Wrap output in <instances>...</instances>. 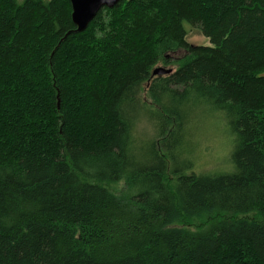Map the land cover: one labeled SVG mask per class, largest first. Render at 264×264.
Masks as SVG:
<instances>
[{
  "label": "trees",
  "instance_id": "obj_1",
  "mask_svg": "<svg viewBox=\"0 0 264 264\" xmlns=\"http://www.w3.org/2000/svg\"><path fill=\"white\" fill-rule=\"evenodd\" d=\"M75 29L69 0H0V264H264V0H120ZM220 119L230 170L196 173Z\"/></svg>",
  "mask_w": 264,
  "mask_h": 264
},
{
  "label": "rangeland",
  "instance_id": "obj_2",
  "mask_svg": "<svg viewBox=\"0 0 264 264\" xmlns=\"http://www.w3.org/2000/svg\"><path fill=\"white\" fill-rule=\"evenodd\" d=\"M188 44L197 46H211L209 40L202 37L196 30H190L186 38ZM183 56V52H177L170 55L171 60H176ZM176 69L175 65L158 64L155 68ZM140 99L145 106H150V100L147 96V84L140 91ZM151 128L149 124L141 120L136 126L135 136L141 140H148ZM227 123L222 119L213 123L203 122L193 133L191 148L188 150L187 159L193 161L192 168L196 173L215 174L230 170L229 156L232 150V135L229 134ZM107 190L115 195L126 193V184L121 181L116 184L104 185ZM190 229H198L203 226V220H191L180 223Z\"/></svg>",
  "mask_w": 264,
  "mask_h": 264
},
{
  "label": "water",
  "instance_id": "obj_3",
  "mask_svg": "<svg viewBox=\"0 0 264 264\" xmlns=\"http://www.w3.org/2000/svg\"><path fill=\"white\" fill-rule=\"evenodd\" d=\"M120 0H69L71 5V20L76 32H82L93 20L96 14L106 8H113ZM134 1V0H128ZM171 73V69L154 68L152 77H161Z\"/></svg>",
  "mask_w": 264,
  "mask_h": 264
}]
</instances>
